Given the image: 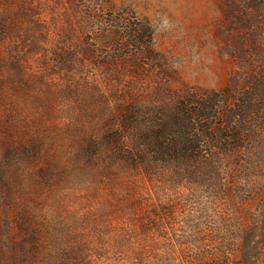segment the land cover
I'll return each instance as SVG.
<instances>
[{"label": "rangeland", "instance_id": "1", "mask_svg": "<svg viewBox=\"0 0 264 264\" xmlns=\"http://www.w3.org/2000/svg\"><path fill=\"white\" fill-rule=\"evenodd\" d=\"M247 4L0 0V264H264V11ZM180 100L221 119L171 161L152 143Z\"/></svg>", "mask_w": 264, "mask_h": 264}, {"label": "trees", "instance_id": "2", "mask_svg": "<svg viewBox=\"0 0 264 264\" xmlns=\"http://www.w3.org/2000/svg\"><path fill=\"white\" fill-rule=\"evenodd\" d=\"M246 3H249L247 5H253L256 11L257 10L264 11V0H245V4ZM263 101H264V95L259 97V102L263 103ZM202 103L203 104L190 107L192 105L190 102H186V101L184 102L180 100L178 104L180 105L182 114L180 116L177 115V117L174 120V125L172 126V129L175 132H172V133L170 132L169 134L171 135L172 138L163 137L164 133L162 129L159 130L158 133L155 134L154 136L155 141L152 144L158 149H160L162 151V154L166 155L170 153V155H173V153L175 152L176 157L169 156L171 158V161H184L185 159L189 158L188 156H182V157L178 156V152L181 151L177 148L179 145L180 146L182 145L184 150L185 148L191 147L192 153H196V154L198 153V150L200 149V147L202 148V147L210 145L213 138L210 136L209 133L207 134V130L209 128L208 124H210L208 121H214V122L219 121L221 119L219 117L220 112L218 110H214V111L210 110V113H209V110L206 107L207 101L204 100V102L202 101ZM200 105L201 107H198ZM210 114H213V116H210ZM227 117L229 119L232 118V111L227 112ZM241 118L244 119V117H241ZM196 122H198L197 125L200 128H202L203 132H205L206 130L205 132L206 140L205 139L202 140L201 139L202 136L200 134H193L192 130L194 129V126H196L195 125ZM170 125L171 123L168 122V126ZM189 125L191 126V128ZM208 135L212 139L209 138ZM194 143L196 144V147Z\"/></svg>", "mask_w": 264, "mask_h": 264}]
</instances>
